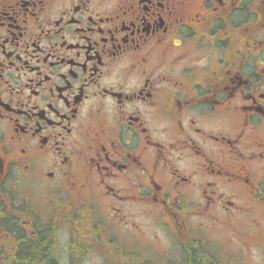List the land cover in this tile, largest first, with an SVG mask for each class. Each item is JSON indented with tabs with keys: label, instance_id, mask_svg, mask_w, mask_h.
Here are the masks:
<instances>
[{
	"label": "flooded vegetation",
	"instance_id": "af4514ba",
	"mask_svg": "<svg viewBox=\"0 0 264 264\" xmlns=\"http://www.w3.org/2000/svg\"><path fill=\"white\" fill-rule=\"evenodd\" d=\"M44 226L68 264L264 251V0H0V264Z\"/></svg>",
	"mask_w": 264,
	"mask_h": 264
},
{
	"label": "rangeland",
	"instance_id": "374dc122",
	"mask_svg": "<svg viewBox=\"0 0 264 264\" xmlns=\"http://www.w3.org/2000/svg\"><path fill=\"white\" fill-rule=\"evenodd\" d=\"M96 204L97 206L95 209V213L98 214V216L104 218L103 217V211H104L103 207L99 203H96ZM50 210L52 209L50 208ZM49 215L50 213L48 211L47 213H45L46 217L39 219V220L47 219ZM60 225H61L60 228H62L63 223L61 222V220H60ZM68 236H69L68 228L67 226H65L64 230L61 229L59 231V235H58L57 243H56V255L58 256L61 264H68V245H67ZM213 237H214V242L213 241H210V242L214 243L215 245H221V247L227 245V236H226L225 231L215 229ZM247 256L248 257L245 256V258L247 259L246 261L248 262L246 264H264V251L261 249L258 250V248H255L254 252L252 254L248 252ZM183 257H184V254H183ZM82 264H105L104 255H102L99 252V250L95 248L94 251L84 260Z\"/></svg>",
	"mask_w": 264,
	"mask_h": 264
},
{
	"label": "trees",
	"instance_id": "16d2710c",
	"mask_svg": "<svg viewBox=\"0 0 264 264\" xmlns=\"http://www.w3.org/2000/svg\"><path fill=\"white\" fill-rule=\"evenodd\" d=\"M45 227V226H44ZM39 227L40 230V236L37 241V250H41L43 252L48 251V248H52L53 243L56 242L57 239V228H48V227ZM79 230L80 227L78 225H74L73 231ZM76 237V235H75ZM24 245H27V243H24ZM80 243L78 241V238H76V241L71 244V251L77 250ZM50 252V250H49ZM82 259V256L78 259L80 261ZM189 260H185L184 264H189ZM43 264H60L58 258L54 255V253H50L49 259L46 263ZM194 264V263H191ZM199 264V263H198ZM204 264V263H200Z\"/></svg>",
	"mask_w": 264,
	"mask_h": 264
}]
</instances>
